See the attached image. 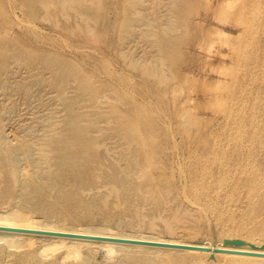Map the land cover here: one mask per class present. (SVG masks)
I'll return each instance as SVG.
<instances>
[{"label":"rangeland","instance_id":"374dc122","mask_svg":"<svg viewBox=\"0 0 264 264\" xmlns=\"http://www.w3.org/2000/svg\"><path fill=\"white\" fill-rule=\"evenodd\" d=\"M37 1L0 0V140L18 167L15 185L0 178V214L15 207L60 227L262 247L264 0ZM71 122L89 144L81 196L105 200L80 206V222L31 208L23 189L32 176L49 182L51 141ZM14 251L1 248L0 264L79 259ZM220 256L172 264H228Z\"/></svg>","mask_w":264,"mask_h":264},{"label":"bare ground","instance_id":"6f19581e","mask_svg":"<svg viewBox=\"0 0 264 264\" xmlns=\"http://www.w3.org/2000/svg\"><path fill=\"white\" fill-rule=\"evenodd\" d=\"M30 1L34 2L36 0H30ZM37 2L44 7H47L51 4L50 0L49 1L38 0ZM221 4H225V3L221 2ZM68 5L69 6L72 5V2H69ZM222 7L223 6L221 5V8ZM82 14H88V13L82 12ZM57 71L59 72L58 69ZM83 86L85 85L83 84ZM85 134H86L85 131L75 128L74 124L71 122L70 128H68L66 133H62L59 136L57 135L56 138H54L55 140L51 141L54 149L59 153V156H56L55 161L52 164V169L49 173L50 175L49 182L39 183L35 179V177L32 176L29 177L23 183L25 202H29L32 205L31 208L44 209L49 213L67 214V216H69L72 220H75L76 222H80L84 219V217H86L85 214L81 213L80 206L104 205L105 200L88 201L81 196L80 187L92 181V178L87 174L88 169L90 167L89 166L90 162L88 159L89 150H87L89 149L88 147L89 144L87 146L83 144V139L86 138ZM48 160L52 163L53 158L52 160L51 158H48ZM0 178L1 181L6 184V187H10V184L13 183L15 185V182H18L16 151L14 148L3 144L1 140H0ZM200 179L203 178L201 177ZM124 182L127 183L126 178ZM146 186L148 187V185ZM202 189H204V187H202ZM193 190H197V189L195 188ZM8 192H9L8 188L3 189V193L5 195ZM156 196L159 198L162 197V194H156ZM58 199H64V203H61L60 201H58ZM209 207L208 208L206 207L207 211ZM0 225L20 227V228H33L40 230H53V231H62V232L104 235V236L106 235V236L141 239V240H153V241L169 242L176 244H191L200 247L212 248L213 251L216 249H228L235 251L264 253V249L261 246H256L255 248L248 245L241 247L230 246V245H225L222 242L216 243L212 239L211 240L204 239L202 241H191V240H182L177 238H163L160 236L143 235V234L136 235L132 233L131 234L120 233V232L118 233V232H114V230L112 232L111 230L106 228L108 230L107 231L103 226L93 227V228L88 227L81 229L72 228V227L70 228L60 227L51 223H45V222L42 223L38 219L34 218L32 215L28 214L26 210L15 207H11L7 209L3 214H0ZM1 248L2 250H5L7 254H16V251L12 252V249L20 251L21 253L19 254L25 255V257L27 258H32L36 254H40L42 256L45 255L47 258V256L51 254L50 252H57L62 254V257L65 258L64 259L65 261L67 257H72V260L73 257L75 258L74 260L79 258L77 259L78 261H76L77 262L76 264H95L92 262L90 255V252H93V250H101V251L103 250L108 255H113L117 251L125 252L128 258L125 264H133V261H137V260L142 261L145 264H160L158 263V261H160L162 264H172L176 259L179 258L183 259L188 256H193V258L196 260L205 259L208 258V256L210 257L212 253L211 251H202V250L174 249V248L146 246L139 244L117 243V242L104 241V240H92V239H84V238H72V237H64V236L10 232V231H0V249ZM83 248L89 249V253H87L86 256L85 255L82 256ZM160 251H166V252L161 253ZM160 254H163L162 256L163 259L160 258L155 259L154 257H152V255L159 256ZM217 255H221L220 257L223 256L225 260L223 261L228 262V264L229 263L230 264H242V263L264 264V257L261 256L216 252L215 256ZM188 262H190V260ZM44 264H53V262H46Z\"/></svg>","mask_w":264,"mask_h":264},{"label":"water","instance_id":"95a60500","mask_svg":"<svg viewBox=\"0 0 264 264\" xmlns=\"http://www.w3.org/2000/svg\"><path fill=\"white\" fill-rule=\"evenodd\" d=\"M0 231H10V232H21V233H33V234H44V235H54V236H64V237H72V238H84V239H92V240H104V241H112L117 243H126V244H139L146 246H155V247H164V248H174V249H186V250H202V251H211L210 260L215 258V253H236V254H244L251 256H261L264 257V253H255V252H244V251H235L228 249H216L212 250V248L208 247H200L191 244H176L169 242H160L153 240H141V239H132V238H123V237H113V236H104V235H94V234H83V233H74V232H62V231H53V230H40L33 228H20V227H12V226H1ZM216 234V233H214ZM216 241V240H215ZM225 245L230 246H251L255 248V244L244 240L242 238H226L224 239ZM264 249V245L262 246Z\"/></svg>","mask_w":264,"mask_h":264}]
</instances>
